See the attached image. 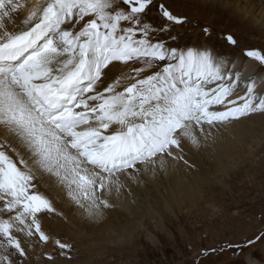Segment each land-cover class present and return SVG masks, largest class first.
I'll return each mask as SVG.
<instances>
[{"label":"snow or ice","instance_id":"snow-or-ice-1","mask_svg":"<svg viewBox=\"0 0 264 264\" xmlns=\"http://www.w3.org/2000/svg\"><path fill=\"white\" fill-rule=\"evenodd\" d=\"M188 22L164 0H0V264H34L38 244L70 264L42 229L56 209L41 186L100 222L169 160L187 165L186 145L264 116V53L179 47Z\"/></svg>","mask_w":264,"mask_h":264},{"label":"rangeland","instance_id":"rangeland-1","mask_svg":"<svg viewBox=\"0 0 264 264\" xmlns=\"http://www.w3.org/2000/svg\"><path fill=\"white\" fill-rule=\"evenodd\" d=\"M190 5H187V10ZM191 16H186L188 21L193 18ZM226 20L220 29L223 36L220 34V37L214 36L212 39L206 36V41L218 52L217 55L226 58L229 55L241 56L243 49L240 50V47L264 53L263 34L249 30L237 33L234 30L238 28V23L228 18ZM192 25L188 22L180 27L185 33H178L179 47L203 45L191 34L190 30L196 27ZM229 34L236 39V46L227 43L225 37ZM258 70L262 71V67ZM250 126L251 131L243 135L244 140L237 145L240 162L236 164L240 165L222 171L205 164L208 171L206 178L211 188L204 193L203 202L180 213L174 210L170 216L162 219L163 231L156 227L155 217L158 214L150 216L148 213L156 203L152 195L144 198L147 203L140 205L128 217H115L110 228L112 231L109 230L111 232L100 230V234L94 236L92 231L95 225L90 230L71 222L61 214L59 208L58 212L52 214L53 217L44 219V222L49 220L55 227L42 225L43 231L51 238L73 246L70 264H246V257L252 256L264 264V128ZM249 149H252V154L249 153L246 159ZM234 162L232 160L231 164ZM134 204H139V201ZM105 216L106 220L103 219L99 226L111 221L109 215ZM148 235L155 239V245L148 241ZM49 247L51 245L36 246L34 264H47L43 253L50 250ZM59 259L61 264H69L66 258Z\"/></svg>","mask_w":264,"mask_h":264},{"label":"bare ground","instance_id":"bare-ground-1","mask_svg":"<svg viewBox=\"0 0 264 264\" xmlns=\"http://www.w3.org/2000/svg\"><path fill=\"white\" fill-rule=\"evenodd\" d=\"M164 2L168 4L171 10L176 14L183 15L184 17L192 15L191 17L193 18L190 19L189 23L191 25L194 23L191 27H196L190 30L191 34L194 35L196 38L195 40L199 39L203 42V45L198 47H209L212 49L208 43L209 41H206V36H208L209 39H212L214 36L218 38L220 34L223 36V33H220V29L222 28L221 25L224 23L226 24V21H228L226 20L227 18L232 20L235 24L238 23V28L234 30L237 33L242 34L244 31L249 30L259 31V33L264 35V0H222L225 8L218 6V0H164ZM32 3H34V0L27 1L29 5ZM189 4L192 6L190 5V9L187 10V8H189L187 5ZM226 9H230L231 11ZM196 21L200 24H197ZM204 22H206V24H204ZM204 27H210L209 35H204L202 33L201 30ZM174 32L185 33V30L177 27ZM228 48H230V46H228ZM241 49H243V51L245 50V48L240 47V50ZM212 50L214 54H218L217 51L214 49ZM227 58L240 59L242 63L247 61L243 59V54L241 56L229 55ZM251 63L255 65L257 74L264 75V66H260L256 61H251ZM136 66L138 67L140 65L137 64ZM260 67H262L263 72L258 70ZM110 68L111 71L109 72V76L112 79H115L121 74V69L119 67L110 66ZM124 71L127 73L126 69ZM119 90H122V88ZM250 125H254L255 128H264V116L255 114L250 119H245L241 123L234 124L227 129H220L219 132L213 130L215 136L214 141L210 139L206 143L202 142L198 149L186 145L185 159L188 161L187 165L184 161L174 162L169 160L166 171L158 172L155 177H148L146 183L131 185L130 195L128 194V189H125V195L121 198V201L118 202L119 206L116 211H108L106 213V215H109V220L111 221L101 226L99 225L103 220L95 222V224L93 221H90L84 214V210L70 202L66 192L61 188L41 186L40 191L52 201L56 212H58L59 208L61 214L65 216L67 220L83 225L84 228H89L90 230H92L91 226L95 225L93 228L94 231H92L95 233H93L94 236L100 234V230L111 232L112 230L110 228L113 226L112 222L116 220L114 219L115 217L120 219L126 218L128 214L134 213V211L139 209L140 205H145V203H147L144 198L152 195L155 197L156 203L153 207H150L151 211L149 209L148 213L150 216L151 214L155 216L158 214L157 217H155L156 227L160 231H163L164 225L162 219H166L174 210L180 213L184 209L194 208L197 206V203L203 202L204 193L211 188L206 178L208 174L206 172L208 171L205 170V164L210 166L211 169L216 168L222 171H228L235 168L236 165H240L236 164L240 162L237 157V153L239 152L237 145H239L238 143L240 142L242 143V140H244L243 135L247 134L252 128ZM249 153L252 154V149H249L247 155H245L246 159L249 157ZM232 160L233 162L235 161L234 164H231ZM242 162L243 159H241V163ZM212 187L214 186L212 185ZM137 200L139 204L136 205L134 203ZM55 213L44 216L42 225L48 226V228L52 226V223L48 222L49 220L44 222V219L46 217L50 218L52 214ZM105 217L104 219L106 220ZM147 239L151 244H156L155 239L151 235H148ZM87 246L89 248L91 247L89 245ZM252 257H246V264H261V260L259 261Z\"/></svg>","mask_w":264,"mask_h":264}]
</instances>
